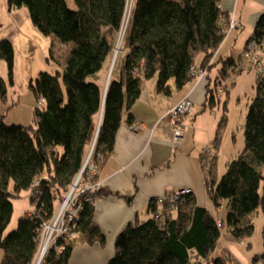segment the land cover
Returning a JSON list of instances; mask_svg holds the SVG:
<instances>
[{
  "label": "trees",
  "instance_id": "1",
  "mask_svg": "<svg viewBox=\"0 0 264 264\" xmlns=\"http://www.w3.org/2000/svg\"><path fill=\"white\" fill-rule=\"evenodd\" d=\"M127 1L74 0L76 8L71 9L64 0H6L9 8L25 6L41 34L52 35L61 43L71 42L72 46L62 71H40L29 81L35 104L44 100L43 106L36 104L33 111L34 125L9 124L0 114V264H33L41 221L51 217L55 202L66 193L88 153L98 164L110 157L118 128L133 123L131 110L146 79H155L157 92L169 95L170 81L180 90L194 80L192 66L206 68L203 105L214 108L218 101L213 96L214 79L225 80L240 70L231 55L215 57L226 36L222 21L230 18L220 0H134L119 76L112 78L110 73L104 89L105 80L100 83L99 73L112 52ZM254 27L248 39L264 55V13ZM13 55L12 44L0 41V58L7 63L10 84ZM217 66L210 80V72ZM254 70L256 96L245 115L244 152L230 161L218 182L210 177L209 169L206 171L207 195L214 206L225 203L221 226H217L212 210L198 205L192 193L173 205L165 204L161 217H155L156 198H152L147 207L151 217L131 223L119 233L106 264H199L200 260L227 264L226 259L235 264L223 254L211 257V251L222 228L236 240L250 236L254 231L251 214L259 206L264 210V75ZM6 89L0 77L3 99ZM97 179L96 172L93 180ZM34 180L39 184L33 190L43 195L37 202L30 197L36 206L33 216L21 215L16 228L4 234L13 213L12 199L27 192ZM109 194L112 192L97 187L95 192L86 193L89 200L81 195L77 222L80 238L64 242L61 252L51 247L41 264H67L76 242H105L93 220V203ZM124 199L130 203V197ZM252 261L264 264V254Z\"/></svg>",
  "mask_w": 264,
  "mask_h": 264
},
{
  "label": "crops",
  "instance_id": "2",
  "mask_svg": "<svg viewBox=\"0 0 264 264\" xmlns=\"http://www.w3.org/2000/svg\"><path fill=\"white\" fill-rule=\"evenodd\" d=\"M219 5L229 14L235 11L241 22L238 29L241 32L233 30L231 33L234 34L226 35L215 57H235L236 50L238 53L243 51L246 38L252 33V26L264 13V0H220ZM215 72L214 67L210 72V80ZM152 80L146 79L142 83L139 97L131 110L133 123L126 122L118 128L115 148L110 157L101 164L96 163L97 180L100 182L98 187L112 192L94 201L93 220L105 236V242H76L68 264H106L114 253L113 245L119 233L131 223H142L149 219L151 214L147 207L152 198L162 197L174 189L192 188L196 203L208 208L204 185L209 173L201 160L199 147L213 141L217 128L222 125L217 107L203 105L206 99L205 83L208 80L203 76L180 90L175 89L170 81L169 95L157 92ZM184 97L192 102V110L186 118L190 127L183 144L176 147L171 142L167 113L171 106ZM214 165L215 170L217 163ZM124 197H130V203ZM216 210L221 208L216 207Z\"/></svg>",
  "mask_w": 264,
  "mask_h": 264
},
{
  "label": "rangeland",
  "instance_id": "3",
  "mask_svg": "<svg viewBox=\"0 0 264 264\" xmlns=\"http://www.w3.org/2000/svg\"><path fill=\"white\" fill-rule=\"evenodd\" d=\"M64 2H66L67 6L71 9L76 8L74 0H64ZM133 2L134 0L127 1L125 9L126 12L122 18V31L119 30L117 32L110 57L107 59L106 64H104L103 69L99 73L100 83L104 80L106 82V78L110 75V73H112V78H118L119 76V63L121 60H123L122 58L125 56L126 52L124 37L129 24L128 19L132 11L131 8ZM229 17H235L237 22L232 27V29L229 27L231 22L230 18H228L226 21H222L223 24L225 23V35H228L233 30H240L241 27V22L236 17L235 11L231 12ZM255 23L252 26V32L255 28ZM248 29L251 30L250 27H248ZM247 31L248 30H246V33H248ZM120 34H122V36H120L121 39L119 38ZM232 34L234 33H231L230 36ZM248 38L249 37L246 38L247 40L245 41L243 51L240 53H238V50L235 51V54L237 55H235L234 58H236V61L238 62V66L236 68L240 70L234 74L226 76L225 80L214 79L216 90L213 96L218 99V101L215 99L216 105L214 108L217 107L216 111L218 118L221 123L223 122V124L219 126V129L217 128V135L213 141L210 143H205L202 148L199 147L202 159H208V163H205L203 160L202 162L208 169L210 168L212 174L210 177L214 178V182H218V180L223 176V173H225L227 170L230 161L236 159L242 152H244L245 115L248 110L249 103L256 96V72L254 69L259 71L261 73L260 75H264V55L260 48L259 49L262 57L260 70L258 68V64H251L250 62L246 61V52L248 51L247 49L249 43L254 42L249 41ZM4 39L8 40L14 49V66L12 69L13 84H10L8 83L7 63L2 58H0V77H2L7 84L6 98L3 99L0 96V114H4V119L9 124L19 123L23 125H34L33 111L36 107V104L42 107L44 100L41 98L35 104L34 96L29 89V81L34 80L40 71H48L50 73H55L57 70L62 71V66L64 65L66 59L65 57L67 56L72 43L67 42L61 44V42L56 37L52 35L50 36L41 34L31 23L30 16L28 15V11L25 6H21L20 8H9L6 0H0V41ZM220 57H223V55ZM202 73L205 74V77L206 68L199 69L198 66H193V74L191 73V75H193L194 80L200 79ZM152 81L155 82V79ZM188 129L186 130V134L188 133ZM179 143L180 142H175V146L180 147L183 144V142L180 144ZM210 148L211 152L214 153L212 155L213 158L212 156L210 157V155H208ZM87 156L88 154L86 157ZM214 162L217 163V169L215 170ZM68 187L62 198L55 202V207L50 214L51 217L41 221L42 223L46 222L44 225L47 226L45 229L46 233L43 235V238H48V236L54 230L52 224H48V222L51 220L52 223L57 222L58 220V223H62L63 225V231L58 232L59 236H56L53 239L51 246L46 250V252H44V255H46L51 247H54L57 252H61L64 249V242H67L71 239L76 240L80 238L79 230L77 229V222L79 219L78 211L77 217H75V215L72 216V214H69L68 212H65L62 218L59 216L61 206L63 204L62 202L68 198ZM190 193H192V191ZM42 195L43 193L40 192L35 195L32 194V197L37 202L40 201ZM30 197L31 196L29 195L28 190L27 192H22L20 197L12 199V204L14 205L13 213L11 215L10 221L5 227L6 229L4 234H7L9 231H12L16 228L17 222L21 215L28 217L33 216L32 214L36 206L30 203ZM72 197L73 195H71V198ZM206 197L207 206L212 210L215 217L219 220L225 219V203L221 201V204H218L214 207L211 197L208 195ZM216 207H220L221 210L217 211ZM251 217L253 220L254 231L250 234V236L236 240L234 238H229L230 236L225 232L226 230L222 228V234L216 243L215 249L211 251V257H217L223 254L225 257H229L230 260L235 264H253L252 259L256 255L262 256L264 254L263 239L261 237V231L263 229L262 227H264V210L262 206H259L255 211H253ZM58 240L63 241V243L61 242L56 245ZM1 254L2 250H0V257ZM33 260V264H37L39 261L37 258V253ZM226 263L230 264L228 259H226ZM199 264L206 263L204 260H200Z\"/></svg>",
  "mask_w": 264,
  "mask_h": 264
},
{
  "label": "built area",
  "instance_id": "4",
  "mask_svg": "<svg viewBox=\"0 0 264 264\" xmlns=\"http://www.w3.org/2000/svg\"><path fill=\"white\" fill-rule=\"evenodd\" d=\"M126 9V7H125ZM125 11V10H124ZM126 12V11H125ZM231 22H230V28H232L237 20L235 17H231ZM123 27V22L120 27V31H122ZM233 29V28H232ZM118 30V31H119ZM122 36V34L119 35ZM124 36V35H123ZM121 39V38H120ZM248 51L246 52L247 60L251 64H258V68L260 70V63H261V52L259 47L255 45V43L250 42L248 46ZM191 73L193 74V66L191 67ZM205 74L202 73L201 78ZM42 102V101H41ZM192 105L191 101L188 97L182 98L180 101H178L176 104H174L173 107H170V110L168 111V120H169V131L171 132V142L173 143V146H175V142H183L184 136L186 134V130L189 127V124L187 122V115L188 113L192 110ZM138 126L135 127L137 130ZM179 143V144H180ZM178 144V145H179ZM203 151V150H202ZM210 157L214 154L210 151H208ZM201 157V155H200ZM86 159L83 162V165L81 167V170L73 177L72 183L69 184L68 191H67V196L62 203L61 206V211H60V217L62 218L64 216L65 212H68L69 214H72V216L75 215L77 217V211L80 209L82 202L79 200L81 195H85L84 199L89 200L88 197L86 196L87 192H95L97 187L99 186V182L97 180H93V177L95 176L96 170H97V164L94 162L93 158L90 157V153H88V156L85 157ZM213 158V156H212ZM211 158V159H212ZM201 160L202 157H201ZM205 163H208V159L203 160ZM80 173V174H79ZM83 174V175H82ZM39 182L37 180L33 181V184L29 188V195L32 196V194H37L40 193L38 189L33 190L35 187H37ZM192 190L190 187H185V188H178L175 189L173 192H170L168 194H164L162 197L156 198V213L155 217H161L163 208L165 204H170L173 205L175 202H177L178 199H180L181 196L190 193ZM36 192V193H35ZM71 195L73 197L71 198ZM78 208V210H77ZM46 222H41L40 228H39V233H38V243L39 245L37 246L38 252H37V258L38 262L37 264L42 263V258L44 256V252L51 246L53 239L56 236H59L58 232L63 231V225L62 223L53 222L52 220L48 222V224H52L54 230L53 232L48 236V238H43V235L46 233L45 229L47 228L46 225H44ZM222 224L221 220H217V226L220 227ZM56 230V232H55ZM37 260V259H36ZM36 264V263H35Z\"/></svg>",
  "mask_w": 264,
  "mask_h": 264
},
{
  "label": "water",
  "instance_id": "5",
  "mask_svg": "<svg viewBox=\"0 0 264 264\" xmlns=\"http://www.w3.org/2000/svg\"><path fill=\"white\" fill-rule=\"evenodd\" d=\"M106 79H107V80H106V82H105V87H104V89L106 88V86H107V84H108V82H109V76H107Z\"/></svg>",
  "mask_w": 264,
  "mask_h": 264
},
{
  "label": "bare ground",
  "instance_id": "6",
  "mask_svg": "<svg viewBox=\"0 0 264 264\" xmlns=\"http://www.w3.org/2000/svg\"><path fill=\"white\" fill-rule=\"evenodd\" d=\"M116 51H117V49H116ZM219 204H221V202H219Z\"/></svg>",
  "mask_w": 264,
  "mask_h": 264
},
{
  "label": "clouds",
  "instance_id": "7",
  "mask_svg": "<svg viewBox=\"0 0 264 264\" xmlns=\"http://www.w3.org/2000/svg\"><path fill=\"white\" fill-rule=\"evenodd\" d=\"M219 220V219H218Z\"/></svg>",
  "mask_w": 264,
  "mask_h": 264
}]
</instances>
